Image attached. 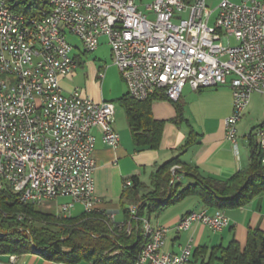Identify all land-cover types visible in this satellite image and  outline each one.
Returning a JSON list of instances; mask_svg holds the SVG:
<instances>
[{
    "label": "built area",
    "instance_id": "2783aa9c",
    "mask_svg": "<svg viewBox=\"0 0 264 264\" xmlns=\"http://www.w3.org/2000/svg\"><path fill=\"white\" fill-rule=\"evenodd\" d=\"M24 1L37 7L35 14L16 11ZM137 7L135 0H0V190L10 187L36 207L66 198L57 211L63 218L75 204L84 214L97 211L92 132L117 147L115 105L78 88L61 91V79L77 67L68 35L86 53L104 37L127 94L138 101L163 94L176 102L186 85L200 90L228 83L232 111L223 124L225 138L235 143L251 94L264 96V0H153L143 11ZM254 137L264 165V125ZM129 211L135 219L137 207ZM109 219L131 234L130 220ZM194 223L219 232L228 219L223 212L191 211L174 230ZM140 228L145 242L131 264H197L190 242L176 254L162 250L168 228L146 218Z\"/></svg>",
    "mask_w": 264,
    "mask_h": 264
},
{
    "label": "crops",
    "instance_id": "0c3cea01",
    "mask_svg": "<svg viewBox=\"0 0 264 264\" xmlns=\"http://www.w3.org/2000/svg\"><path fill=\"white\" fill-rule=\"evenodd\" d=\"M137 6L139 7V4ZM139 10L142 9L139 8ZM99 39L98 46L100 45ZM104 42L107 45L106 39ZM72 47L71 55L75 59L77 67L73 74L61 79V91L68 94L72 89L78 88L83 95L93 101L111 102L110 96L100 89L106 78V69L102 67L95 69L93 63L86 59L87 53L83 49L82 51L77 47ZM85 63L87 68L85 73L82 72L81 86L71 85L70 83L78 78L77 70L83 69ZM101 73L103 78L98 76ZM97 81H99L100 88ZM117 87L120 96H117L118 98L112 102L115 105L113 128L119 135V144L115 148L107 146L101 142L102 139L97 130L92 132L95 137V148L92 154L95 170L92 182L94 183L93 194L97 199L96 209L104 211L109 218L112 217L113 221H124V210L125 208L129 209L130 206V204L122 205L121 203L125 183L128 180L133 182L132 179L135 178L140 185H144L141 192H145L149 185L148 179L154 170L174 156H179L182 165L195 168L201 175L220 182L228 181L236 172L248 166L247 135H254L256 130L261 127L264 122V109L259 113L252 112L247 119L239 121L235 143L228 141L225 138L223 124L232 111V90L228 83L200 90H193L186 85L177 101L180 114H178L174 103L164 99L154 101L151 105L153 118L164 121L160 145L154 150L138 148L131 141L125 111L118 103V100L127 93V89L122 80L121 83L117 82ZM254 100L255 97H253ZM117 105L123 110L117 109ZM252 121L253 123L256 121L257 124L248 132ZM187 140L189 141L188 146L181 150ZM175 179L181 183V186L193 183L190 176H177ZM58 199L60 200L58 207L68 200L66 198ZM181 204H184L185 207H179L182 206ZM76 206L82 208L80 204H75L71 208ZM201 209H206L210 214L223 212L228 219L227 226L219 232H213L201 223H194L186 231L174 230V226L184 215ZM150 215L151 213L148 215V219L145 218L152 226L168 228L162 247L164 252L179 253L184 244L190 242L192 245L191 258L197 264H202V261L208 260L215 247H226L229 242L235 241L240 248H243L249 231L258 229L264 233V194L254 197L242 207L226 210L205 208L198 197L189 196L176 203L173 211L165 209L156 214L153 220ZM77 216L70 214V217ZM198 249H204V253L197 255ZM12 256L15 257L13 262L10 261V256L0 255V264H67L46 260L33 252ZM78 264L91 263L80 262Z\"/></svg>",
    "mask_w": 264,
    "mask_h": 264
},
{
    "label": "trees",
    "instance_id": "16d2710c",
    "mask_svg": "<svg viewBox=\"0 0 264 264\" xmlns=\"http://www.w3.org/2000/svg\"><path fill=\"white\" fill-rule=\"evenodd\" d=\"M23 3L26 7L16 9L17 12L36 13L37 7L32 3ZM163 99L167 100L163 94H154L138 101L126 93L118 100L125 111L131 141L136 147L153 150L159 147L164 121L153 118L151 105ZM172 103L180 114L177 101ZM247 136L249 164L226 182L205 177L197 169L182 165L179 156L170 158L154 170L145 192H141L144 185L133 178L121 196L122 205L137 207L135 219H131L128 208L124 210V221L130 220L132 225L130 235L124 229L116 228L104 211L63 218L21 201L17 193L5 187L0 190V255L20 256L35 248L36 254L57 263L131 264L145 242L140 218H145L146 213L159 214L189 196L198 197L205 208L235 209L264 194V165L260 162L263 152L254 135ZM188 144L187 140L181 150ZM175 166L179 169L173 172ZM177 176H190L193 183L181 186L175 179ZM203 253L204 249L196 251L197 255ZM201 263L264 264V233L258 229L249 231L243 248L235 241L226 247H215L208 260Z\"/></svg>",
    "mask_w": 264,
    "mask_h": 264
},
{
    "label": "rangeland",
    "instance_id": "374dc122",
    "mask_svg": "<svg viewBox=\"0 0 264 264\" xmlns=\"http://www.w3.org/2000/svg\"><path fill=\"white\" fill-rule=\"evenodd\" d=\"M233 2H238L239 0H232ZM152 1L151 0H137L136 1V5L139 4V7L140 9H142V11L144 10V6L149 3H151ZM141 4V5H140ZM216 4V3H214ZM214 18V15L211 19V23H212V20ZM100 41V45L98 46V48H96V50L94 52H91V53H87L86 54V59L88 61H91L90 63H93V66H95V69L97 67H102L104 69H106V78L105 80L103 81L102 85H101V88L99 86V81H97V84H98V87L100 89H102L103 92H106V94H108L110 96V99L111 102L112 100H115L117 99L120 95L119 94V89L117 87V82L118 83H121V78L119 76V72H118V69L116 68L115 65L112 64L111 61V58H110V51H109V48L108 46L105 44L104 40L105 38L104 37H100L99 39ZM67 41L70 43L71 46H74V47H77L78 49H83L82 46H81V43L80 41L76 38V37H73L71 35H69L67 37ZM229 44L230 45H235L236 42L233 38H230L229 40ZM83 51V50H82ZM86 60V61H87ZM86 63L83 67V69L79 68L77 70L78 72V78L77 79H74L70 84L73 85V86H81V79L83 77V73H85L86 71ZM252 95V98L250 96L249 98V103L247 105V107L245 108L241 118L239 121H244L245 118L247 119V117L249 116L250 113H259V112H262L263 109H264V96L262 94H251ZM118 96V97H117ZM253 97H255V100L253 101ZM117 109L119 110H123L121 107H119L117 105L116 107ZM252 109V111H251ZM238 121V123H239ZM256 121H252V123H250L251 127H248V132L252 129V127H254L257 123H255ZM238 123H237V126H238ZM236 126V136H237V130H238V127ZM247 132V133H248ZM59 199L58 200H55L53 201L52 203H48L46 205H44V207H41V209H43L44 211H49V212H54L57 214V210H59V207H58V203H59ZM182 206H179V207H185L184 204H181ZM165 209H168V211H173L175 210V205H169L167 208ZM164 209V210H165ZM163 210V211H164ZM162 211V212H163ZM83 213V210L81 209L80 206H76L74 208H71L70 209V214L71 215H78L80 216L81 214ZM156 214L155 212H152L151 213V217H152V220L156 217ZM77 216V217H78ZM148 217V213H146V218ZM148 219V218H147Z\"/></svg>",
    "mask_w": 264,
    "mask_h": 264
}]
</instances>
